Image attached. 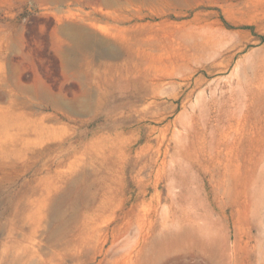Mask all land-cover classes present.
I'll return each instance as SVG.
<instances>
[{
    "label": "rangeland",
    "instance_id": "374dc122",
    "mask_svg": "<svg viewBox=\"0 0 264 264\" xmlns=\"http://www.w3.org/2000/svg\"><path fill=\"white\" fill-rule=\"evenodd\" d=\"M0 264H264V0H0Z\"/></svg>",
    "mask_w": 264,
    "mask_h": 264
},
{
    "label": "bare ground",
    "instance_id": "6f19581e",
    "mask_svg": "<svg viewBox=\"0 0 264 264\" xmlns=\"http://www.w3.org/2000/svg\"><path fill=\"white\" fill-rule=\"evenodd\" d=\"M70 33L72 36L75 37L78 45L82 46V45L86 44V42L88 41V38L85 36V34L80 32V30L77 27H72L70 30Z\"/></svg>",
    "mask_w": 264,
    "mask_h": 264
}]
</instances>
